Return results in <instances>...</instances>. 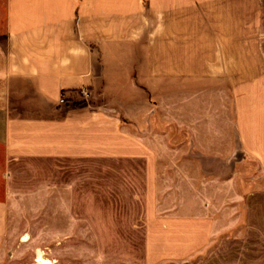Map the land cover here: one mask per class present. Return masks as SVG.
<instances>
[{
    "label": "crops",
    "instance_id": "crops-1",
    "mask_svg": "<svg viewBox=\"0 0 264 264\" xmlns=\"http://www.w3.org/2000/svg\"><path fill=\"white\" fill-rule=\"evenodd\" d=\"M262 9L6 0L0 264H264Z\"/></svg>",
    "mask_w": 264,
    "mask_h": 264
},
{
    "label": "rangeland",
    "instance_id": "rangeland-1",
    "mask_svg": "<svg viewBox=\"0 0 264 264\" xmlns=\"http://www.w3.org/2000/svg\"><path fill=\"white\" fill-rule=\"evenodd\" d=\"M5 1L6 0H0V41L1 42H3L5 40ZM145 6L147 7V9H149V12L151 15H156L157 11L159 10V6H161V3L160 4L159 3H145ZM197 9H198V15H200V14L205 15L206 10H207L206 3H197ZM184 10L186 11L187 15H191V14H193L191 12V10L193 11L194 9H184ZM236 14L237 13L234 12L233 9H231V11H230L231 17L236 16ZM166 15H167V17H173L174 16V9H166ZM261 15H262L263 21H262V24L260 25V28L258 30H260L261 32L264 33V0H263V9H262ZM249 28H251V27H249ZM256 29H257V27H256ZM260 42L262 43V47L264 49V39L261 40ZM237 58L238 57H230V63H229L230 75H236L237 73H239L238 72V66L236 64H234L232 61V59L237 60ZM245 59L247 60V63H248L246 66L257 62V57H245ZM251 73H253V72H251ZM247 74H249L248 71H247ZM232 90L233 89H231V91ZM37 252H39L44 257V253L38 249L35 253L34 261H32L33 264H38ZM31 258H33V257H31Z\"/></svg>",
    "mask_w": 264,
    "mask_h": 264
},
{
    "label": "bare ground",
    "instance_id": "bare-ground-1",
    "mask_svg": "<svg viewBox=\"0 0 264 264\" xmlns=\"http://www.w3.org/2000/svg\"><path fill=\"white\" fill-rule=\"evenodd\" d=\"M37 255L38 264H51V262L45 259L39 252H37Z\"/></svg>",
    "mask_w": 264,
    "mask_h": 264
},
{
    "label": "built area",
    "instance_id": "built-area-1",
    "mask_svg": "<svg viewBox=\"0 0 264 264\" xmlns=\"http://www.w3.org/2000/svg\"><path fill=\"white\" fill-rule=\"evenodd\" d=\"M82 94H84L86 97L89 96V93H88V92H83V91H82ZM58 101H59V103H61V104H65L66 101H67V98L63 95V96H61V97L59 98Z\"/></svg>",
    "mask_w": 264,
    "mask_h": 264
}]
</instances>
